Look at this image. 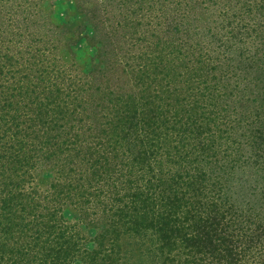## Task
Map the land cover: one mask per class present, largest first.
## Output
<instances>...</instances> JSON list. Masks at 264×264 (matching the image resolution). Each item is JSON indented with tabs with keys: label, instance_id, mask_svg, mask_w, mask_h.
I'll list each match as a JSON object with an SVG mask.
<instances>
[{
	"label": "trees",
	"instance_id": "16d2710c",
	"mask_svg": "<svg viewBox=\"0 0 264 264\" xmlns=\"http://www.w3.org/2000/svg\"><path fill=\"white\" fill-rule=\"evenodd\" d=\"M167 2L0 36V264H264V0Z\"/></svg>",
	"mask_w": 264,
	"mask_h": 264
},
{
	"label": "rangeland",
	"instance_id": "374dc122",
	"mask_svg": "<svg viewBox=\"0 0 264 264\" xmlns=\"http://www.w3.org/2000/svg\"><path fill=\"white\" fill-rule=\"evenodd\" d=\"M169 6L167 0H154L151 3L145 0H0V30L1 28H7L8 30H2L0 36L8 38L12 36V32L15 36H22L26 33L28 25L40 20L39 15L41 12H45L53 22H58L66 30L73 31L72 29L78 26L76 22L80 20L81 14L78 11H88L82 16V19L90 25L95 24V21L103 20L107 23L117 22L116 20H121L125 16L132 17V14L134 16L145 9L150 20L155 22L156 17L152 14H157L160 21L168 19L169 10L166 9ZM159 8L163 11L165 9L163 16L159 14ZM131 10H134L132 14H130ZM80 46L85 48V45ZM89 53L90 51L86 49V53L77 54L76 59L84 62L86 61V55ZM262 87H264V83L260 85V88ZM247 94L248 90H246L242 101H239L240 103L236 101V109L238 112L246 111L250 114L257 107V113L243 121L241 129L246 130L249 127L253 131L264 129V89L261 92L262 96L258 95L256 102L247 101ZM236 132L239 133L238 129ZM254 166L250 164V167ZM259 182L258 178L257 185Z\"/></svg>",
	"mask_w": 264,
	"mask_h": 264
}]
</instances>
